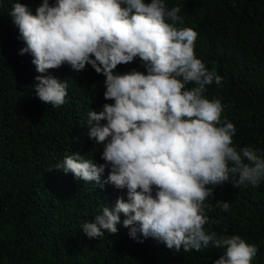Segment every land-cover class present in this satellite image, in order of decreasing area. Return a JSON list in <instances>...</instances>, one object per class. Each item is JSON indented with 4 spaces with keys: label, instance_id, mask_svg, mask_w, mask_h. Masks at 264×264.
I'll return each mask as SVG.
<instances>
[{
    "label": "clouds",
    "instance_id": "9594fccd",
    "mask_svg": "<svg viewBox=\"0 0 264 264\" xmlns=\"http://www.w3.org/2000/svg\"><path fill=\"white\" fill-rule=\"evenodd\" d=\"M8 16L39 75L35 96L56 108L66 103L67 81L48 70L67 65L79 73L88 65L104 77L99 111H87V136L100 145L97 164L79 153L54 168L103 187L126 190L81 224L92 239L117 225L138 242L154 238L175 251L211 245L223 254L212 264H251L258 248L237 234H218L206 213L213 189L222 183L257 187L264 181V150L238 147L236 129L222 117L219 97L207 86L222 77L194 53L197 32L183 26L179 4L166 0H41L32 9L15 0ZM138 58L144 71L119 72ZM108 173L101 179L105 168ZM215 206L229 211V202ZM123 215L121 221L120 216ZM208 225L209 227H204ZM139 233V236H138Z\"/></svg>",
    "mask_w": 264,
    "mask_h": 264
},
{
    "label": "trees",
    "instance_id": "16d2710c",
    "mask_svg": "<svg viewBox=\"0 0 264 264\" xmlns=\"http://www.w3.org/2000/svg\"><path fill=\"white\" fill-rule=\"evenodd\" d=\"M14 2L0 0V264H212L223 250L211 245L175 251L151 237L130 238L122 224L96 239L83 233L81 224L104 204L126 198V190L95 186L54 165L71 153L103 163L101 146L87 136V111L112 101L103 98L104 77L88 65L79 73L67 65L48 70L67 81L64 105L53 108L35 96L39 73L29 54H19L24 43L8 16ZM19 2L35 14L41 0ZM166 3L179 4L183 26L197 32L194 53L222 77V86L209 85L204 95L221 99V115L236 129L233 142L264 150V0ZM133 68L144 71L138 58L117 65L121 73ZM107 173L106 167L102 180ZM213 191V199L205 198L207 215L218 221L210 230L255 244L251 264H264V181L257 187L222 183ZM217 200L229 202V211L216 207Z\"/></svg>",
    "mask_w": 264,
    "mask_h": 264
}]
</instances>
